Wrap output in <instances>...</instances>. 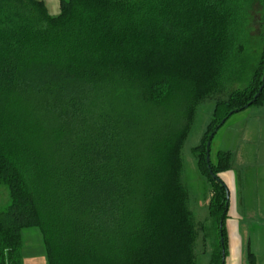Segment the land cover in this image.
<instances>
[{
  "label": "trees",
  "instance_id": "1",
  "mask_svg": "<svg viewBox=\"0 0 264 264\" xmlns=\"http://www.w3.org/2000/svg\"><path fill=\"white\" fill-rule=\"evenodd\" d=\"M250 3L60 0L51 15L43 0H0V264H24L26 227L42 232L48 264H197L183 147L199 104L224 91ZM263 75L264 49L193 149L213 185L215 264L229 154L209 167L207 144ZM263 101L264 89L252 105Z\"/></svg>",
  "mask_w": 264,
  "mask_h": 264
},
{
  "label": "rangeland",
  "instance_id": "2",
  "mask_svg": "<svg viewBox=\"0 0 264 264\" xmlns=\"http://www.w3.org/2000/svg\"><path fill=\"white\" fill-rule=\"evenodd\" d=\"M246 12H241L234 50L224 76V91L215 97L207 98L199 104L197 116L183 147L184 166L182 179L188 189V205L196 222L198 237L195 245L197 264H209L210 246L212 239L219 244V230L212 223L208 213V199L211 198L213 185L207 174L203 173L197 163L193 149L200 144L203 134L212 120L213 111L218 99H226L234 90L245 88L252 76L254 67L260 61L264 49V21L262 19L263 4L261 0L242 4ZM252 105L245 110L233 114L217 130L210 146V157L216 162V154L220 149L223 136L230 138L235 132L237 120L246 114ZM220 146V147H219ZM9 203L8 193L4 187L0 193V207L6 208ZM211 228V229H210ZM23 235V263L48 264L46 248L43 243L42 232L37 227H26Z\"/></svg>",
  "mask_w": 264,
  "mask_h": 264
},
{
  "label": "crops",
  "instance_id": "3",
  "mask_svg": "<svg viewBox=\"0 0 264 264\" xmlns=\"http://www.w3.org/2000/svg\"><path fill=\"white\" fill-rule=\"evenodd\" d=\"M43 1L51 15L60 13V0ZM250 109L216 154V160L219 152L229 154V168L219 173L229 194L224 264H264V101ZM210 243L209 264H215L218 243Z\"/></svg>",
  "mask_w": 264,
  "mask_h": 264
},
{
  "label": "water",
  "instance_id": "4",
  "mask_svg": "<svg viewBox=\"0 0 264 264\" xmlns=\"http://www.w3.org/2000/svg\"><path fill=\"white\" fill-rule=\"evenodd\" d=\"M262 81H263V83H262V85L260 86L259 91H258L257 94L254 96L253 100H251L247 105H245V109L248 108V107H250V106H251V105H252V104L258 99V97L260 96L261 92L263 91V89H264V75H263ZM232 114H233V111L230 112V115H232ZM226 120H227V117L224 118V119L221 121L220 125L224 124V123L226 122ZM212 137H213V134H212V136H211V138H210V141H209L208 144H207V156H206V158H207V163L209 164V167H210V161H211V157H210V146H211V142H212ZM211 173H212V170H211ZM213 176H214V175H213ZM215 176H216V175H215ZM227 198L229 199V194L227 195ZM227 208H228V203H227ZM222 226H223V223H222V221H221V222H220V228H221V230H222ZM221 233H222V232H221ZM222 243H223V239H222ZM222 252H223V264H224V261H225V248H224V246H223V248H222Z\"/></svg>",
  "mask_w": 264,
  "mask_h": 264
}]
</instances>
